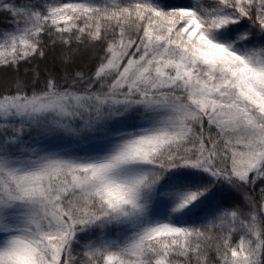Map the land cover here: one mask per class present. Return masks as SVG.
<instances>
[{
	"label": "snow or ice",
	"instance_id": "6c2138e0",
	"mask_svg": "<svg viewBox=\"0 0 264 264\" xmlns=\"http://www.w3.org/2000/svg\"><path fill=\"white\" fill-rule=\"evenodd\" d=\"M0 14V264H264V0Z\"/></svg>",
	"mask_w": 264,
	"mask_h": 264
},
{
	"label": "trees",
	"instance_id": "16d2710c",
	"mask_svg": "<svg viewBox=\"0 0 264 264\" xmlns=\"http://www.w3.org/2000/svg\"><path fill=\"white\" fill-rule=\"evenodd\" d=\"M174 3H182L183 0H173ZM12 25L10 24V21L9 19L3 15V14H0V31H3V30H6V29H9L11 28ZM90 56V53H85L84 56H83V60L84 62H87L88 58ZM33 67H38L39 71L41 72V75L44 74L45 70L46 69H58L59 68V65L58 63H55L54 62V59L53 57L50 55L48 57L47 60H44V61H38L37 62V65L35 66H28V67H21L19 69V76L21 77H25V76H30L32 75V71L31 69ZM14 73L12 72H5L4 69H0V81H4V80H9L12 78ZM241 208L243 211H246V207L241 204ZM217 232L219 231L218 229L216 230ZM239 234L241 235L242 233L240 231H237L234 235H233V243H238V240H239ZM210 256H215V253L214 252H210ZM179 259V258H177Z\"/></svg>",
	"mask_w": 264,
	"mask_h": 264
},
{
	"label": "rangeland",
	"instance_id": "374dc122",
	"mask_svg": "<svg viewBox=\"0 0 264 264\" xmlns=\"http://www.w3.org/2000/svg\"><path fill=\"white\" fill-rule=\"evenodd\" d=\"M239 237H240V234H239ZM239 241V240H238Z\"/></svg>",
	"mask_w": 264,
	"mask_h": 264
}]
</instances>
